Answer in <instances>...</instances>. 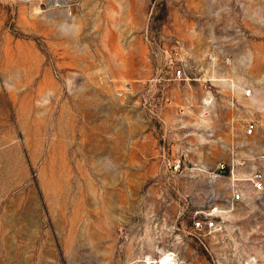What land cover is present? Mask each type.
I'll return each mask as SVG.
<instances>
[{"label":"rangeland","instance_id":"rangeland-1","mask_svg":"<svg viewBox=\"0 0 264 264\" xmlns=\"http://www.w3.org/2000/svg\"><path fill=\"white\" fill-rule=\"evenodd\" d=\"M258 172L264 0H0V264H264Z\"/></svg>","mask_w":264,"mask_h":264},{"label":"built area","instance_id":"built-area-1","mask_svg":"<svg viewBox=\"0 0 264 264\" xmlns=\"http://www.w3.org/2000/svg\"><path fill=\"white\" fill-rule=\"evenodd\" d=\"M188 67V64L186 62V69ZM175 73V76L176 78L178 79H182V80H185V76H186V82L187 81H190V77L185 74V69L184 67H180L178 68L176 71H174ZM251 89H248L246 92H245V95L246 97H249L251 95ZM203 105H204V110L206 111L207 109L211 108L212 106V100L210 97H205L204 100H203ZM207 114V112L205 113V115ZM256 130V124L253 123V122H250L246 125L245 127V132L247 135H252ZM225 166L224 165H221L220 166V169H224ZM251 184H252V187L255 191H261L264 189V177H263V174L261 172H258V173H255L251 179ZM243 198V193L240 192L239 190H233V196H232V201L233 202H238L239 200H241ZM197 226H200V223H197ZM209 226H213V223L210 222L209 223Z\"/></svg>","mask_w":264,"mask_h":264}]
</instances>
